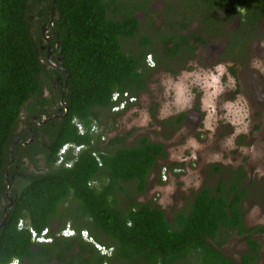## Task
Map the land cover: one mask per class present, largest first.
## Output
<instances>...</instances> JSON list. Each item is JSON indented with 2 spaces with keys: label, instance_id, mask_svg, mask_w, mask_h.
I'll list each match as a JSON object with an SVG mask.
<instances>
[{
  "label": "trees",
  "instance_id": "trees-1",
  "mask_svg": "<svg viewBox=\"0 0 264 264\" xmlns=\"http://www.w3.org/2000/svg\"><path fill=\"white\" fill-rule=\"evenodd\" d=\"M121 1L0 0V198L6 200L7 207L10 200L12 204L6 219L7 207L0 211V264L30 258L34 245L54 250L56 247L48 245L51 243H34L30 231L20 230L18 223L24 220L40 234L50 229L56 218L64 219L59 231L71 223L79 233L86 230L92 236L96 234L101 244L106 236L124 259L136 264H252L259 257V245L250 236L253 229L244 225L243 203L249 191L241 181V169L232 180L222 179L213 189L202 187L195 193L190 209L177 213L172 224L159 206L134 200L146 190L159 159L168 156L165 146L142 137L135 147H116L121 143L116 137L103 147L104 135L91 130L95 127L99 131L96 124L102 118L121 117L122 113L112 112L115 92L128 93L137 100L147 90L156 68L147 66L146 57L154 49L160 54L158 46L179 69L169 68L173 64H168L167 71L176 75L186 68L187 59L193 58L189 54L197 51L191 41L208 42L206 37H211L208 32L203 37L200 31H186L193 18L205 20L201 23L204 27L211 18L220 16V30L215 29V33L231 41L224 55L231 60L245 56L242 47L264 23V0H181L177 5L168 4L165 12L169 23L180 29L157 40L143 36L130 53L124 51L123 40H133L140 32L134 14L138 8L123 9ZM149 9L148 2H144L141 10L150 17ZM167 9L180 13L191 9L192 14L190 20L179 14V21ZM33 17L40 27V41L49 38L47 49L55 51L57 64L64 69L48 65L56 78L59 100L65 105L60 113L63 118L49 115L53 120L34 126L28 122L18 136L22 110L31 100L40 99L41 75L46 71L41 55L48 54V50L38 47L32 33ZM237 17L239 30L229 31L226 24ZM57 43L59 48L55 50ZM156 62H162L160 57ZM40 114L46 113L36 114L42 121ZM185 118V114L179 115L172 119L171 126H180ZM74 119L85 128V135L79 134ZM41 135L47 137L43 147L47 170L26 174L24 158L39 151L27 142ZM65 144L85 147L78 154L69 152L58 165V153ZM31 160L38 162L35 157ZM69 163L72 166L68 167ZM257 232H264V228ZM232 233L244 236L251 249L241 263L217 250ZM61 240L66 249L75 246L71 238Z\"/></svg>",
  "mask_w": 264,
  "mask_h": 264
},
{
  "label": "rangeland",
  "instance_id": "rangeland-1",
  "mask_svg": "<svg viewBox=\"0 0 264 264\" xmlns=\"http://www.w3.org/2000/svg\"><path fill=\"white\" fill-rule=\"evenodd\" d=\"M180 1H121L123 9L138 8L134 14L140 23L138 36L123 40L124 51H134L143 36H154V30L159 28L156 37L172 33L164 10L168 4L177 5ZM144 2H148L150 17L141 10ZM226 26L229 31L239 30V19ZM260 29L246 47H242L245 56H234L232 60L224 55V48L231 41L226 37L220 39L219 33L211 38V46L205 51L190 54L193 58L187 59L186 68L178 74L155 71L147 90L120 118L109 116L96 124L104 135L103 147L116 137L121 139L116 147H135L142 137L165 146L168 156L159 159L146 190L134 200L159 206L172 224L177 213L190 209L195 193L202 187L213 189L222 179L232 180L241 169V181L249 191L243 203L245 226L253 230L264 228V23ZM39 30V26L32 24L39 49L47 50L48 41H40ZM189 30L196 31L193 24ZM41 59L46 65L41 75L43 93L40 99L31 100L22 110L16 128L18 136L36 114L46 113L40 115L42 120L47 119L63 106L56 78L49 72L46 52ZM51 60L58 65L55 51L51 52ZM181 114H185L184 122L173 128L172 119ZM42 135L38 139L32 136L27 142L33 143L39 151L31 156L38 162H33L31 157L24 158L26 174L47 170L43 153L47 137ZM6 207V200L0 198V211ZM255 239L261 244L259 264H264V233L257 234ZM219 250L239 261L248 247L242 238L232 235Z\"/></svg>",
  "mask_w": 264,
  "mask_h": 264
},
{
  "label": "flooded vegetation",
  "instance_id": "flooded-vegetation-1",
  "mask_svg": "<svg viewBox=\"0 0 264 264\" xmlns=\"http://www.w3.org/2000/svg\"><path fill=\"white\" fill-rule=\"evenodd\" d=\"M194 10H196V9H194ZM167 11H169L170 14L175 13V16L177 17V20H179V21H180V19L178 18V17H180V16H178L179 14H182L183 13L182 15L184 17L187 16V19L188 20H190L189 16H191V14H192V10L191 9H187V10H185V12L182 11V13H180L177 9H167ZM198 12H199V10H198ZM164 13L166 14L165 10H164ZM166 16H167V14H166ZM237 19H239V18L237 17ZM201 23H205V20H203L202 18H199V17H197L196 19L193 18L192 21L190 22V24L187 26V30H186L187 32H190L189 26H191L193 24V26L195 27V30H196L195 32L200 31V34L202 33V36L203 37H206L207 32H208L210 34V36H211V37H209V36L206 37L208 39V42H204V41H198V42L191 41V45L193 47L197 48V51H196L197 53L200 50L201 51H205L206 48H209V46H211V42H212L211 41L212 40L211 38L215 37L216 36V33L215 32H217L215 29H219L220 30V17L216 18L214 16L213 18H211L205 24L204 27L201 26ZM179 29L180 28H178L177 26L174 25V26H172V27L169 28V31H171L172 33H174L175 31H177ZM155 31L156 30H154V32ZM186 31H184V32H186ZM172 33H170V34H172ZM150 36L153 37L156 40L158 38V37H156V34L154 36L153 35H150ZM50 39H52V38H50ZM47 41H49V39ZM212 48H214V47H212ZM226 48L227 47L224 48V52H225ZM42 49L44 50L45 48H42ZM151 49H154V48H151ZM158 49L160 51L159 52L160 54H158L157 51L154 49L148 55V56H150V55L152 56V59L154 61V66H155L154 68H156V71L157 70H161V71L169 72V71H167V69H169L170 67L172 69H178V67H176V64L171 63V62H173V60L167 59V56L161 53V51L163 50L162 47L161 46H158ZM157 57H160V59L162 60V62L157 63L156 62V58ZM183 60H185V59H183ZM168 64H173V66H170L169 65V68L166 69L165 66H167ZM148 67H150V66H148ZM150 68H153V67H150ZM153 74H155V72ZM170 74H172V73H170ZM60 113H61V110L60 111H57V114L55 116H53V118H59V117L60 118H63V116L60 115ZM53 118L51 117V118H47V119H44V120H47V121L49 120L50 121V120H53ZM36 122H39L40 123L41 121H39L37 119V117H34L32 119V122H31L32 126H34V124ZM129 204H132V203H129ZM63 220L64 219H59V218L54 219V222L51 224V227H50L49 234L53 237V241H52L51 244H48V245H50L51 247L52 246L53 247H56V248L54 250H51V248H49V249H41L40 246L34 245L33 246L34 255L31 254L30 255V258H25L23 260L20 259V264H136L131 259H124V257H122L120 255V251L117 248V246L112 245V243L109 241L108 237L103 236L101 242H103L104 244H101L98 241V239L96 237V234L92 236L91 232L89 234H90V236H91V238H92V240L94 242H96L98 244H101V245H103V246H105L107 248H110V249H113L114 250V252H113V254H112L111 257L102 256L97 251V249L94 247V245L92 243L86 242L83 238L80 237L79 234H77L74 238H71L74 241H76L75 242V246L73 248L66 249L65 248V244H60L59 243V241L65 242L64 240H61L62 237L59 236V232H60L59 230L61 229V226L63 225ZM68 224L70 225V227H72L71 223H68ZM244 225H245V218H244ZM247 229H251V228H247ZM259 229H261V228L254 229L253 232L250 234V236L253 238V240L256 243H258V245H259V251H258L259 252V257H258L257 260H254L252 262V264H259L260 261H261V244L255 239V236L257 234H261V233H264V232H257ZM232 235L239 236L238 234L232 233L230 235V237ZM239 237L243 239V241L245 242L246 246L248 247V252L245 253V254H248V253L250 254L251 253V249L247 245V242L245 241V237L244 236H239ZM68 241H72V240H70V238H68ZM67 243H70V242H67ZM223 245H221V246H223ZM219 248H217V250L221 254H223L221 252V250H219ZM254 255L255 254L252 253V256H254ZM242 257H241V259L239 261L232 260V259H230L228 257H226V258H228V259H230L232 261L241 263L242 262ZM140 264H143V263H140Z\"/></svg>",
  "mask_w": 264,
  "mask_h": 264
},
{
  "label": "clouds",
  "instance_id": "clouds-1",
  "mask_svg": "<svg viewBox=\"0 0 264 264\" xmlns=\"http://www.w3.org/2000/svg\"><path fill=\"white\" fill-rule=\"evenodd\" d=\"M45 31L48 32L47 29H46ZM42 33H43V32H42ZM43 35H46V32H45V34H43ZM48 39H49L48 37H45V40H46V41H47ZM56 49H57V48L55 47V50H56ZM52 51H53V50H52ZM52 51L50 50V48H48V54H50V60L48 59V54H47V61L50 63V66H51L52 68L58 70V68H57L58 65L54 64V63L52 62V60H51V52H52ZM149 59L152 60V64L149 63ZM149 59H148V57L146 58V63H147L148 66L153 67V66H154V61H153L151 55H150V58H149ZM59 67H60V66H59ZM115 93H119V92H115ZM120 94H121V93H120ZM124 94H125V93H123V94H121V95L123 96ZM127 94H128V93H127ZM112 96H113V95H112ZM130 98L134 99V101H133V102H130ZM126 99H127V101H128V105H133V104H135L136 101H137L135 98L131 97L129 94H128V98H126ZM114 105H115V104L113 103V107H114ZM113 107H112V109H113ZM127 107H128V106H127ZM126 109H127V108H126ZM126 109H125V110H126ZM125 110H121V111H119V112H113V110H112V112H113V113H123ZM43 120H44V119H43ZM43 120H42V121H43ZM42 121H41V122H42ZM73 123L76 125V127H77V129H78V131H79V128H78V124H79V123H78V121H77L76 119H74ZM37 124L40 125V124H43V123H37ZM80 125H81V124H80ZM81 126H82V125H81ZM82 127H83V126H82ZM83 128H84V127H83ZM94 128H95V127H94ZM94 128H93L91 131L94 132V133H98L99 131H94ZM95 129H96V128H95ZM85 133H86L85 128H84V134H81L80 131H79V134H81V135H85ZM103 139H104V137H103ZM103 141H104V140H103ZM65 145H72L73 147H72V149H71L69 152L73 151L74 154H78V153H80V152L84 149V147H85V146H76V145H74V144H65ZM65 145H63V146H65ZM62 148H63V147H62ZM62 148L60 149V151H59V153H58V157H59V160H58V162H57L58 165H59V164H62V163L64 162V159H66V156H67L68 153H69V152H68V153H66V154H62V153H61ZM77 148H79V150H77ZM61 157H63V160H60ZM68 165L72 166L71 163H69ZM29 227H30L29 224H26L24 220H21V221L18 223V228H19L20 230L28 229V230L30 231V233H31V238H32V241H33L34 243H37V244H48V243H52V241H53V237H52V236H51V237H48L49 232H50V229H45V230L42 231V233L38 234L34 229H32L31 227L29 228ZM31 230H34V231H35V233H36L35 236L32 234V231H31ZM85 232L87 233V235H84ZM69 233H70V235L67 236V234H69ZM77 234H79L80 237L83 238L86 242H88V243H92V244L94 245V247L97 249V251H98L102 256H105V257H111V256H112L114 250H113V249H110V248H107V247H105V246H103V245H101V244H98V243L94 242V241L92 240V238H91L89 232L86 231V230H83V231H81V232L79 233L77 230L73 229V228L70 227V225L68 224L64 229H62V230L59 232V236L62 237V238H74ZM9 264H20V259H18V258L13 259Z\"/></svg>",
  "mask_w": 264,
  "mask_h": 264
},
{
  "label": "built area",
  "instance_id": "built-area-1",
  "mask_svg": "<svg viewBox=\"0 0 264 264\" xmlns=\"http://www.w3.org/2000/svg\"><path fill=\"white\" fill-rule=\"evenodd\" d=\"M150 58V56H148V59ZM149 63L152 64V60L149 59ZM128 98V94L125 93L123 96L120 94V93H114L113 96H112V102L115 104L114 107H113V112H119L121 110H125L128 106V101L127 99ZM134 99L130 98V102H133ZM78 128H79V131L81 134H84V128L78 124ZM94 131H96V129L94 128ZM72 145H65L63 146L62 150H61V153L62 154H66L68 153L71 149H72ZM77 150H79V148H77ZM60 160H63V157L60 158ZM68 167H70V165H67ZM32 231V234L35 236L36 233L34 230H31ZM69 234H67V236H69ZM84 235H87V233L85 232Z\"/></svg>",
  "mask_w": 264,
  "mask_h": 264
},
{
  "label": "water",
  "instance_id": "water-1",
  "mask_svg": "<svg viewBox=\"0 0 264 264\" xmlns=\"http://www.w3.org/2000/svg\"><path fill=\"white\" fill-rule=\"evenodd\" d=\"M52 21H53V17H52ZM45 30H43V34H45ZM56 48L58 49L59 48V43H57V45H56ZM48 59L50 60V54H48ZM57 68L58 69H60V70H64L62 67H59V66H57ZM62 98H63V95H62ZM62 104H64L65 105V103L64 102H62ZM68 112V109H66V113ZM47 120H43L42 122H40V123H45ZM7 178H8V176H7ZM9 189H8V192H7V197H9V192H10V190H11V185H9V187H8ZM11 206H12V204H11V200H10V205L8 206V208L5 210V219L7 218V212H8V210L11 208Z\"/></svg>",
  "mask_w": 264,
  "mask_h": 264
}]
</instances>
